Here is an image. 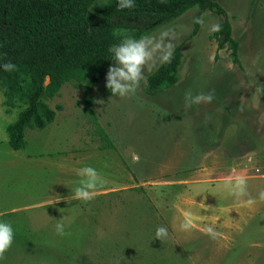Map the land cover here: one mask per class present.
<instances>
[{
	"label": "rangeland",
	"instance_id": "1",
	"mask_svg": "<svg viewBox=\"0 0 264 264\" xmlns=\"http://www.w3.org/2000/svg\"><path fill=\"white\" fill-rule=\"evenodd\" d=\"M217 1L241 65L213 37L222 15L196 5L127 40L95 88L113 147L66 82L45 98L54 121L12 148L25 104L0 87V264H264V0ZM185 39L178 82L150 94Z\"/></svg>",
	"mask_w": 264,
	"mask_h": 264
},
{
	"label": "trees",
	"instance_id": "2",
	"mask_svg": "<svg viewBox=\"0 0 264 264\" xmlns=\"http://www.w3.org/2000/svg\"><path fill=\"white\" fill-rule=\"evenodd\" d=\"M94 1L0 0V87L10 100L25 104L7 126L12 148L25 147L27 128L41 129L54 121L56 112L45 98L56 95L66 82L82 88L84 107L99 125L93 109L95 88L116 62L118 47L192 6L222 15L213 37L219 48L228 44L233 62L241 65L239 42L233 37L226 10L217 0H109L92 9ZM200 24L201 13L190 36L197 33ZM185 41L147 75L150 94L178 82ZM98 132L107 147H113L100 125Z\"/></svg>",
	"mask_w": 264,
	"mask_h": 264
},
{
	"label": "crops",
	"instance_id": "3",
	"mask_svg": "<svg viewBox=\"0 0 264 264\" xmlns=\"http://www.w3.org/2000/svg\"><path fill=\"white\" fill-rule=\"evenodd\" d=\"M26 143H27V142H26ZM89 150H92V149H88L87 151H89ZM94 150H95V151H99V150H97V149H95V148H94ZM76 159H78V160H76ZM69 161L72 163V164H71V165H73L72 167L75 168L74 164L79 163V162H80V158L76 157V155L73 154V155L69 158ZM119 167H120V166H119ZM254 176H255V175H254ZM246 178H247V177H246ZM226 179H227L228 181H230V182H233V181H235L236 179H243V178H242V176H226V177H222V178H220V180L218 181L219 183H217V186L222 185V182H224ZM117 185H118V184H117ZM119 187H122V186H114V187L111 186V187L105 188V189L103 190V192H107V191H111V192H113L114 189H119ZM219 187H220V186H219ZM93 195H94V201H95V199H96V197L98 196V194H97V193H94ZM80 196H81V194H80ZM137 210H138V209H137ZM13 249H14V248H13ZM13 252L15 253L16 256L20 253V252L17 251L16 249H14ZM9 257H11V258H10L11 261H13L14 259H16V258H14V257H12V256H9Z\"/></svg>",
	"mask_w": 264,
	"mask_h": 264
}]
</instances>
